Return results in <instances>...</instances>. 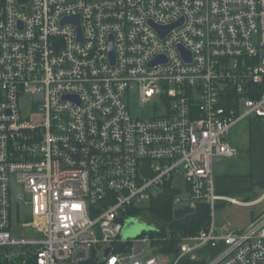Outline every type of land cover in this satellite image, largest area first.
I'll return each mask as SVG.
<instances>
[{
	"label": "built area",
	"instance_id": "2783aa9c",
	"mask_svg": "<svg viewBox=\"0 0 264 264\" xmlns=\"http://www.w3.org/2000/svg\"><path fill=\"white\" fill-rule=\"evenodd\" d=\"M135 93L151 117L131 116ZM248 118L264 119V0H0V264H179L205 246V264H264V212L213 222V164ZM177 175L174 209L204 202L211 220L170 261L122 231Z\"/></svg>",
	"mask_w": 264,
	"mask_h": 264
},
{
	"label": "crops",
	"instance_id": "0c3cea01",
	"mask_svg": "<svg viewBox=\"0 0 264 264\" xmlns=\"http://www.w3.org/2000/svg\"><path fill=\"white\" fill-rule=\"evenodd\" d=\"M246 120L249 126V134H251L250 137H254L253 143L250 146L251 148L248 150V153H245L244 155V153H241V149L229 142L237 148V155L233 158L218 160L213 164V173L215 178L214 186L216 189V193L224 197L217 202L213 210V222L216 231L220 233L229 230L232 231L244 229L252 220H254L262 212H264V135L260 137L257 132L255 134V131L253 133L251 130L252 124H264V119L248 118ZM245 156L248 163V172H245L244 169H241L239 171L236 170V167L244 168L245 158H242ZM227 162L231 163L229 168L223 167L225 164H227ZM215 167L221 168L219 170H216ZM250 192H252V196L251 198H248L246 193ZM228 199H233L234 202H231ZM227 203L250 207L248 215L245 216L242 223L238 224L236 220L231 221L225 219L224 217H221V214L220 216L215 218V209L225 207ZM218 250L219 247L212 248L205 246L197 250L198 252L205 253L204 257H197L199 261L205 262L209 260L215 253H217Z\"/></svg>",
	"mask_w": 264,
	"mask_h": 264
},
{
	"label": "rangeland",
	"instance_id": "374dc122",
	"mask_svg": "<svg viewBox=\"0 0 264 264\" xmlns=\"http://www.w3.org/2000/svg\"><path fill=\"white\" fill-rule=\"evenodd\" d=\"M20 109H21V114L23 117H34L35 113V108L33 106V100L30 97V95H23L20 98ZM130 114L132 117H143V118H148L151 117L154 114L153 108L150 104L145 105L143 108L139 107L136 99V93L133 98L130 100ZM248 130V131H247ZM251 130L255 134L256 132L259 134L260 137L264 135V124L262 123H254L251 125ZM228 140L230 143L236 145L239 149H241V153H248V150L251 148L250 146L253 143L254 137L251 138L249 134V126L247 120L241 121L237 125L233 126V128L230 129V132L228 134ZM262 147V146H261ZM263 148H264V143H263ZM238 158V157H237ZM245 158L244 162V168L242 167H236V170H241L244 169L245 172H248V163L246 156L243 157L242 159ZM231 165V163L225 164L223 167H228ZM216 170L220 169L218 167H215ZM234 170V169H232ZM235 170V171H236ZM172 183V188L176 190L175 195L177 196H185L187 193V183L185 179L180 176H174L173 179L171 180ZM11 188V195H12V208L14 211V217L15 213H17L16 206H15V200L18 197V195H23L22 188L20 185H18L16 182L12 181L10 184ZM248 198H251L252 192L246 193ZM150 205V201L147 199H142L140 201L135 202L134 208H139L143 207L146 208ZM183 204L177 205V206H182ZM175 206V207H177ZM250 207H246L244 205H238V204H226L225 207H222L220 209H215L214 211V216L217 218L218 216L224 217L225 219L234 221L236 220L238 224L242 223L243 219L245 216L248 215ZM18 214H19V221H27L30 219V216L28 214V207L24 205L23 203H19L18 206ZM15 219V218H14ZM157 228L156 226L150 224L147 222L146 216L142 214H137L129 217L124 225L123 231H122V237L123 238H133L137 236L138 234L145 232L149 233L151 231H155ZM32 234V230L30 228L26 229H18L16 230V235L18 237H29ZM157 254H161L162 256H167V258L170 259V261L174 260L175 254H171L168 252H162L158 251ZM199 258L204 257L205 253L202 252H196L195 253Z\"/></svg>",
	"mask_w": 264,
	"mask_h": 264
},
{
	"label": "trees",
	"instance_id": "16d2710c",
	"mask_svg": "<svg viewBox=\"0 0 264 264\" xmlns=\"http://www.w3.org/2000/svg\"><path fill=\"white\" fill-rule=\"evenodd\" d=\"M176 190L166 185L159 195L150 201L146 208L139 207L130 210L131 214H142L146 216L147 222L156 226L155 231L149 232L154 238L153 245L157 246V251L177 254V243L184 235H195L205 228L211 220L209 206L204 202H199L195 206L194 212L185 215L182 219L173 217V198ZM179 264H205L204 262L184 257Z\"/></svg>",
	"mask_w": 264,
	"mask_h": 264
},
{
	"label": "water",
	"instance_id": "95a60500",
	"mask_svg": "<svg viewBox=\"0 0 264 264\" xmlns=\"http://www.w3.org/2000/svg\"><path fill=\"white\" fill-rule=\"evenodd\" d=\"M74 20L77 24V26L79 27V23H78V18H65L63 21H67V20ZM194 212V209L188 206H185L183 208H175L173 210V217L174 219H182L185 215L191 214ZM109 251V249H107V252Z\"/></svg>",
	"mask_w": 264,
	"mask_h": 264
}]
</instances>
